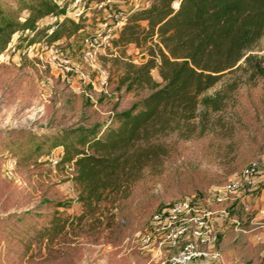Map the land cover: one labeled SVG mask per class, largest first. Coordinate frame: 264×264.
Here are the masks:
<instances>
[{"label":"rangeland","instance_id":"1","mask_svg":"<svg viewBox=\"0 0 264 264\" xmlns=\"http://www.w3.org/2000/svg\"><path fill=\"white\" fill-rule=\"evenodd\" d=\"M21 5L22 0H0V12L24 16ZM90 7L71 41L26 48L11 42L0 51V264H162L141 244L151 215L183 197H206L251 160L259 173L250 189L240 187L212 206L226 215L210 222L209 251L216 264H264V81L250 70L227 72L203 93H222L218 110L199 105L187 126L140 141L159 145L154 161L121 176L98 198L81 200L85 194L74 165L58 163L61 147L52 145L74 141L61 135L107 122L149 92L117 87L124 61L147 58L143 47L113 42L95 65L80 63V36L98 18ZM9 45L12 52L6 51ZM54 49L70 58L72 70L47 63L44 57ZM250 53L264 67V37ZM150 73L159 81L154 69Z\"/></svg>","mask_w":264,"mask_h":264},{"label":"trees","instance_id":"2","mask_svg":"<svg viewBox=\"0 0 264 264\" xmlns=\"http://www.w3.org/2000/svg\"><path fill=\"white\" fill-rule=\"evenodd\" d=\"M72 1L22 0L26 14L17 17L1 11L0 51L11 42L15 47L24 42L26 48L40 41L47 47L60 39L71 41L84 28L88 4L97 0H82L77 18L67 14ZM49 17L51 21H46ZM262 37L264 0H150L147 7H127L114 42L123 48L143 47L148 56L140 64L124 61L117 87L125 91L145 87L149 92L111 113L107 122L61 135L74 141L52 145L61 147L58 163L74 165L75 179L84 189L81 200L98 198L116 187L121 176L159 156L158 144L140 141L187 126L199 105L218 110L222 93H203L225 73L247 69L264 81L261 57L250 53ZM152 69L159 81L152 78Z\"/></svg>","mask_w":264,"mask_h":264},{"label":"built area","instance_id":"3","mask_svg":"<svg viewBox=\"0 0 264 264\" xmlns=\"http://www.w3.org/2000/svg\"><path fill=\"white\" fill-rule=\"evenodd\" d=\"M73 8L69 16L77 18L83 5L82 0H73ZM82 2L79 7L76 3ZM150 0H97L89 3L98 13L95 26L89 32L80 36L78 60L83 65L96 64L98 55L105 54L112 47L117 31L125 20L127 7H147ZM12 52L14 47L9 45L6 51ZM4 55L5 53L2 52ZM39 59H43L37 53ZM47 63L57 65L63 72L72 70L73 63L66 55H59L56 49L44 57ZM259 165L255 160L249 161L240 171V175L230 179L220 189L206 197L191 199L183 197L163 206L151 215V225L141 238V244L146 250L160 249L162 246L175 247L166 264H184L194 258L212 257L215 253L209 251L214 240L210 234V222L226 215L224 209H213V205L222 204L228 195L240 187L250 189Z\"/></svg>","mask_w":264,"mask_h":264},{"label":"crops","instance_id":"4","mask_svg":"<svg viewBox=\"0 0 264 264\" xmlns=\"http://www.w3.org/2000/svg\"><path fill=\"white\" fill-rule=\"evenodd\" d=\"M176 250L175 247H167L162 246L160 249L153 248L152 250H148L150 252H155V254H158L159 258H161V263L166 264L168 256L172 253H174ZM212 257H201V258H194L189 261H187L184 264H216L213 260H211Z\"/></svg>","mask_w":264,"mask_h":264},{"label":"water","instance_id":"5","mask_svg":"<svg viewBox=\"0 0 264 264\" xmlns=\"http://www.w3.org/2000/svg\"><path fill=\"white\" fill-rule=\"evenodd\" d=\"M175 5H176V3L174 2V3H173V6H175Z\"/></svg>","mask_w":264,"mask_h":264}]
</instances>
